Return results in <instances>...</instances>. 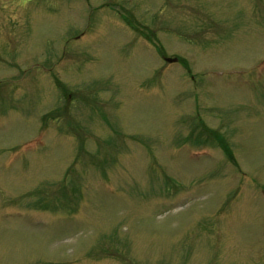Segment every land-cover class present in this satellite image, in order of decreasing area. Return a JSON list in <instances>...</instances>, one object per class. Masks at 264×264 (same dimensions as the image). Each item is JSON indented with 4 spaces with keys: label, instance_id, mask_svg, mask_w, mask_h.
I'll return each mask as SVG.
<instances>
[{
    "label": "rangeland",
    "instance_id": "374dc122",
    "mask_svg": "<svg viewBox=\"0 0 264 264\" xmlns=\"http://www.w3.org/2000/svg\"><path fill=\"white\" fill-rule=\"evenodd\" d=\"M0 264H264V0H0Z\"/></svg>",
    "mask_w": 264,
    "mask_h": 264
},
{
    "label": "water",
    "instance_id": "95a60500",
    "mask_svg": "<svg viewBox=\"0 0 264 264\" xmlns=\"http://www.w3.org/2000/svg\"><path fill=\"white\" fill-rule=\"evenodd\" d=\"M166 60L169 61V62H174V61L177 60V58H166Z\"/></svg>",
    "mask_w": 264,
    "mask_h": 264
}]
</instances>
